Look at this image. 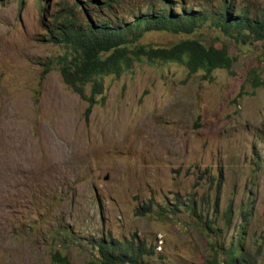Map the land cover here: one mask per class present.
<instances>
[{"label":"rangeland","instance_id":"374dc122","mask_svg":"<svg viewBox=\"0 0 264 264\" xmlns=\"http://www.w3.org/2000/svg\"><path fill=\"white\" fill-rule=\"evenodd\" d=\"M178 1L174 11L209 20L194 32H145L129 47L227 44L232 67L191 74L142 53L132 70L105 77L88 115L58 62L71 48L48 38L62 7L91 3L95 21L130 22L168 4L0 0V264H64L56 251L101 264L96 245L110 239L154 253L138 263L226 264L241 225L264 262V85L251 76L257 69L264 80V39L213 22L227 3L257 23L264 0ZM230 204L236 216L223 224Z\"/></svg>","mask_w":264,"mask_h":264},{"label":"trees","instance_id":"16d2710c","mask_svg":"<svg viewBox=\"0 0 264 264\" xmlns=\"http://www.w3.org/2000/svg\"><path fill=\"white\" fill-rule=\"evenodd\" d=\"M163 1L168 5L162 11L151 9L153 5L150 12L141 17L136 15L135 20L130 22L114 21L111 18L95 21L90 15L91 3L66 4L58 13V19L54 27L50 29L48 38L71 48V51L63 55L58 62L65 82L89 103L88 115L98 103V96L104 92L105 77L119 76L132 70L142 53L155 61L184 64L191 74L200 70L212 74L215 69L232 67L234 58L227 44L207 46L199 39L183 40L170 47L131 49L129 44L134 39H139L145 32L152 30L194 32L210 18L209 13L197 14L188 11L178 13L174 11L175 7L179 6L178 0ZM111 6L112 4L107 1L105 8L110 11ZM181 9L185 10L182 6ZM100 11L96 10L95 13L98 14ZM216 16L213 19L214 24L225 32L233 33L234 30L242 32L243 29H249L257 37L264 39V19L257 23L251 22L245 15H235L227 3L223 4ZM251 76L256 86L264 85V80L261 79L257 69L251 72ZM89 85L91 89L88 93ZM189 206L196 212L193 204ZM252 210V207L245 206L242 212L247 218L252 214ZM236 212L233 204L227 205L222 214L223 224L232 223ZM56 228L58 233L65 231L60 226ZM244 230L245 226L241 225V230L233 234L224 262L226 264H264L258 256H251L245 247L243 240L246 232ZM109 241L102 240L96 245L98 256L102 258L101 264L138 263L144 253L154 254L143 244L139 246L140 248H135L115 240ZM262 249L263 247L259 246L260 254ZM53 258L56 262L71 264L68 256L63 255L61 251H56Z\"/></svg>","mask_w":264,"mask_h":264},{"label":"water","instance_id":"95a60500","mask_svg":"<svg viewBox=\"0 0 264 264\" xmlns=\"http://www.w3.org/2000/svg\"><path fill=\"white\" fill-rule=\"evenodd\" d=\"M2 1H7V0H2ZM110 176H106V179H109ZM132 264H143V263H132Z\"/></svg>","mask_w":264,"mask_h":264},{"label":"clouds","instance_id":"9594fccd","mask_svg":"<svg viewBox=\"0 0 264 264\" xmlns=\"http://www.w3.org/2000/svg\"><path fill=\"white\" fill-rule=\"evenodd\" d=\"M3 2V1H2ZM109 176V175H108ZM106 178V177H105Z\"/></svg>","mask_w":264,"mask_h":264}]
</instances>
